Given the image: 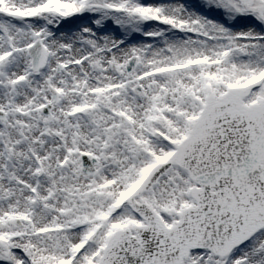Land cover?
Masks as SVG:
<instances>
[{"label": "snow or ice", "instance_id": "6c2138e0", "mask_svg": "<svg viewBox=\"0 0 264 264\" xmlns=\"http://www.w3.org/2000/svg\"><path fill=\"white\" fill-rule=\"evenodd\" d=\"M0 264H264V0H0Z\"/></svg>", "mask_w": 264, "mask_h": 264}]
</instances>
